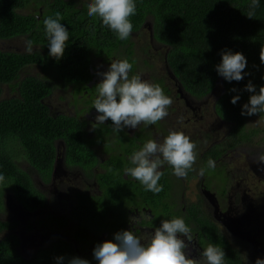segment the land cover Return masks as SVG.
Returning a JSON list of instances; mask_svg holds the SVG:
<instances>
[{
	"label": "trees",
	"instance_id": "trees-1",
	"mask_svg": "<svg viewBox=\"0 0 264 264\" xmlns=\"http://www.w3.org/2000/svg\"><path fill=\"white\" fill-rule=\"evenodd\" d=\"M88 4L84 0H0V40L24 36L37 48L31 54L0 50V173L5 177L0 183V212L4 210L7 195L26 210L47 206V198L34 184L33 177L50 179L57 157L56 144L61 142L63 164L84 178L93 179L97 186L96 193L76 195L70 217L75 222L73 239L77 244H86L93 231L114 237L127 229L129 209L146 205L155 216L156 227L176 217L183 218L188 226L194 221L200 247L205 249L212 244L222 248L224 264H246L240 250L198 208L190 205L187 217L179 208L174 209L176 204L169 199L170 190L174 184L180 186L181 179L194 177L193 173L177 177L165 163L158 182L163 190L158 194L148 191L125 173L126 168L133 166L130 157L143 147L147 137L140 134L132 137L123 131L117 134L110 120L91 126L95 134L92 137L82 117L84 111L54 114L44 100L56 88L71 87L77 102L86 93L90 98L84 105H92L99 84L94 73L95 60L127 59L133 65L129 75H135L140 70L138 64L146 62L142 58L151 46L150 41L154 42L165 48L161 62L189 96L201 99L216 85L220 87L213 110L218 119L229 125V131L223 143L225 149L217 146L206 153L204 166L208 167L209 159L217 160L226 149L253 144L259 131H247L245 122L253 117L264 119V111L241 115L242 106L252 95L245 86L251 82L257 93L264 86V63L260 59L264 57V0H259L251 18L248 17L251 0H135L136 14L129 18L133 28L127 40H120L98 16L89 17ZM57 12L62 16L60 23L69 32L59 60L49 56L43 23ZM147 21H150L149 45L138 49L133 37ZM228 50L242 53L247 60L242 73L244 79L240 81H226L216 71L222 53ZM29 66L39 67L42 76L20 79V72ZM153 81L168 94L163 80ZM4 85L16 90L17 95L2 99ZM233 96L240 97L236 104L230 102ZM160 125L158 121L146 127L160 128ZM99 146L103 150L102 158L97 155ZM20 161L28 165L27 170ZM203 176L208 186L224 182V175L213 174L212 169H207ZM51 221L59 222V226L66 222L62 218ZM3 224L0 226L12 227L9 221ZM261 240L264 246V236ZM61 244L25 260L17 252V237L8 234L0 239V264H67L72 248L64 242ZM57 257L63 260L57 261Z\"/></svg>",
	"mask_w": 264,
	"mask_h": 264
},
{
	"label": "clouds",
	"instance_id": "clouds-1",
	"mask_svg": "<svg viewBox=\"0 0 264 264\" xmlns=\"http://www.w3.org/2000/svg\"><path fill=\"white\" fill-rule=\"evenodd\" d=\"M249 7L248 17L251 18L254 9L259 7V0H251ZM87 14L89 17L98 16L120 40H127L133 28L129 18L136 14V4L135 0H92L88 4ZM61 20L62 16L57 12L54 18L49 16L43 22L49 56L56 60L63 57L69 40V32L60 23ZM32 51L33 42L27 40L25 52L31 54ZM260 59L264 63V57ZM246 65L247 60L242 53L228 50L222 53L216 71L226 81H240L244 79L242 73ZM132 67L127 59L116 60L106 72L99 73L103 79L98 84V95L94 99L93 108L98 113L95 123L104 124L110 120L117 134L125 127L135 129L141 123L146 126L156 124L168 115V108L173 103L159 84L144 80L140 74L130 76ZM245 90L252 95L242 106L241 115L252 116L264 111V86L257 93L255 86L249 82ZM239 99V96H233L230 102L236 104ZM196 147L184 132L170 130L162 143L148 140L136 151L130 157L133 166L126 168L125 173L139 181L146 190L158 194L163 190L158 183L163 176L160 171L163 165H170L175 176L186 177L189 171L194 170ZM253 162L264 163V155L256 157ZM208 167L214 168L215 161L209 159ZM198 174L203 176L204 169L201 168ZM4 180V175L0 173V183ZM181 236L190 241L191 229L183 218L176 217L162 221L147 243H142L133 231H121L114 234L115 242L106 240L97 244L93 256L98 264H201L200 260L191 258L187 253L188 244ZM203 257L205 264H224L225 252L209 244L203 250ZM56 259L62 261L63 257ZM68 264H89V261L72 257ZM255 264H264V259L257 258Z\"/></svg>",
	"mask_w": 264,
	"mask_h": 264
},
{
	"label": "rangeland",
	"instance_id": "rangeland-1",
	"mask_svg": "<svg viewBox=\"0 0 264 264\" xmlns=\"http://www.w3.org/2000/svg\"><path fill=\"white\" fill-rule=\"evenodd\" d=\"M84 2L91 3L92 0H84ZM27 12L29 13L31 11L28 10ZM149 30L150 21H147L143 29L134 35L133 39L136 48L140 49L143 46H147V44L149 45V38H147ZM26 41L24 36L0 40V50L4 52L26 53ZM150 45L147 49V54H143L142 58L146 62L138 64L140 70L137 74H140L144 80L151 83H154V78L164 80V85L171 90L166 96L170 97L173 103L168 108V115L159 121L160 124L168 129V134L170 130H176L184 132L187 136L195 134L198 138L201 134L209 131L212 133L211 140L213 142L219 141L224 134L226 135L228 133L227 131L229 129L228 125L221 122L213 112L215 97L219 93V85H216L213 93L205 98L202 104L198 105L192 102L187 98L176 79L174 80V77L167 67L161 62L165 48L151 41ZM36 49L33 48V51ZM116 60L111 59L109 62L100 59L95 60L96 70L94 73L99 83L103 79L99 73L106 72L110 64ZM40 71L37 66L26 67L20 72V79L27 76H42ZM16 95V90L12 91L7 85L2 86V99ZM97 95L98 93L93 99ZM89 98L90 96L84 93V95L78 97L79 101L77 102L71 87L66 89L56 88L44 100V103L54 114L73 115L76 112L84 111L82 117H84L87 123L88 127L86 129L91 133L90 136L93 137L95 134H93L92 127L93 125H97L95 123V116L98 113L93 108L94 103L92 105H84V102ZM245 128L247 131L252 129L259 131L254 137L253 144H245L242 148L230 152L224 159V163L230 169V184L226 195L227 203L231 208H236V210L232 211L233 214L239 216L245 214L249 218L242 227L231 216L224 217L223 215L221 217L219 213L217 216L214 201L208 204L213 209L212 216L214 221L217 223L227 222V226H223L226 229L225 232L229 236L230 241L233 244L234 242H239L242 247L246 246L248 248L244 257L246 263L250 264L253 263V258L257 257V251L248 245L250 239L248 226H251V233L254 238L259 239L261 236H264V170H262L264 169V163L253 162L256 157L264 155V119L258 117L249 118L245 122ZM124 129L130 132L133 130L127 127ZM158 143H161V141L159 140ZM56 148L57 157L50 179L43 181L39 175L33 177L34 184L47 198V206L43 209L35 210L32 213H25L16 208V201H14L12 196L7 195L5 200L8 202V206L4 205V210L0 212V220H2L0 223L2 225H4L3 223H7L8 220H22L19 223V228H16V226L9 227L8 225L4 227L0 226V239L8 234L17 235L20 241L19 250L24 252V254H28L29 250L27 248L32 250L34 244L37 247H47L59 240L71 241L73 231L70 228H59L56 222L50 221V219L45 217L50 215L53 216V219L66 217L71 209L72 203H74L76 193L85 192L93 194V192H97V186L93 179H86L77 170L68 168L63 164V146L61 142H57ZM96 151L99 158L104 157L101 146L96 147ZM20 163L27 170L28 165L23 161H20ZM194 183H196L195 179L189 184L187 181L184 182V187L180 190V193L183 194L179 196V200L183 203L196 201L197 192ZM32 219L36 223L32 222ZM69 223L71 224L72 222ZM180 238L184 239L186 244L194 245L192 240L187 241L183 236ZM43 241L45 242L42 245H38ZM187 253L191 258H196L203 264V257H199L197 253L191 255L189 250ZM253 253H255V257H253Z\"/></svg>",
	"mask_w": 264,
	"mask_h": 264
},
{
	"label": "flooded vegetation",
	"instance_id": "flooded-vegetation-1",
	"mask_svg": "<svg viewBox=\"0 0 264 264\" xmlns=\"http://www.w3.org/2000/svg\"><path fill=\"white\" fill-rule=\"evenodd\" d=\"M174 80H175V78H174ZM163 83H164V80H163ZM164 86L169 91H171L166 85H164ZM169 93L170 92H168V94ZM212 93H213V91L210 94H212ZM185 94L189 100H191L194 103H197L198 105L202 104V102L205 100V98H207L210 95V94H208L207 96H205L204 98H201V99H195V98L189 96L187 93H185ZM217 96L215 98H217ZM221 122L227 124L224 121H221ZM167 131H168V129H166L165 126H163L162 124L160 125V128H158L155 126L146 127V125H144L143 123H141L137 128L133 129L132 132L128 131L127 129H123V132L129 134L132 137H136L137 135L140 134L142 136L147 137L148 140H155L157 142H159V140H160L161 143L163 142L164 138L168 135ZM228 131H229V129H228ZM226 136H227V133H226V135L224 134L222 136V138L216 142H213L211 140L212 139V133L209 131L205 132L204 134H201V136H199L198 138L196 137L195 134L188 136L191 139V141H193L197 146L195 149V151L197 153V159H196V163L193 165L194 170L189 171L190 173L194 174V177L189 176L185 179H181L182 181H181L180 186L177 184H174V187L170 190L169 199L172 200V202H174L176 204V206H173L174 209L178 210V208H179V211L181 212V214L184 217L188 216L185 214H187V209L190 207V205H194V207L198 208V211H200L203 216L206 215L210 221L214 222L218 226L219 230L221 231V234L223 236H225V238L228 241H230L229 236L225 232L226 229L224 227V226H227V222L225 221V222L217 223L216 221H214L213 216H212V210L213 209L210 207V205L208 203L213 202V201L215 202V205H216L215 211L217 213V216H218V213L220 214L221 217H223V215H224V217L231 216V217L235 218V222L239 223L242 227L247 222L249 216H246L245 214H241V216H239L237 214H233L232 211L236 210V208H231V206H229L227 203V196L226 195L228 193V188H229V184H230V178H229L230 169H229V166L224 163V159L227 157V155L230 152H232L236 149H234V148L233 149H226V151H224L220 155V158L215 160L216 164H215L214 168H209L207 166H204V163L207 160L206 153L208 151H210L211 149H213L214 147H217V146H222V148L225 149V144H223V143L225 141ZM146 140H145V142H147ZM138 150H136V151H138ZM164 165L160 169V171H163L165 169ZM202 165L204 167V174L206 173L207 169H212L213 174L221 173L222 176L224 175V182L221 184L214 182L213 183L214 187L212 185L208 186L206 184V180L204 179V176H200L198 174L199 170L202 168ZM194 179L196 180V183H194L195 188H196V192H197L196 201L189 202V203H183L182 201L179 200L180 199L179 196L183 194V193L182 194L180 193V190L182 189V187H184L185 181H187L189 184L191 181H194ZM76 195H77V193L75 194L74 203H72L71 209L69 210L68 215L66 217L62 218L66 221L64 226H59V222H57V224H56L57 227L64 228V229L70 228L74 232L75 222L70 217V213H71L72 208L75 206ZM15 206H16V208L22 210L25 213H32L35 210H39V209L26 210L18 203ZM45 218H48L51 221L53 219V216L50 215V216H46ZM55 219H58V218H55ZM55 219H54V221H55ZM218 219L220 220L219 217H218ZM126 220H127V226H126L127 229L123 230V231H133V233L135 235H137L138 237L141 238L142 243H147L148 240L154 234L155 229L157 228L156 224L154 222L155 216L152 214L151 209L146 205L145 206L144 205L138 206L136 209H134V208L129 209L128 213L126 214ZM0 221H2V220H0ZM8 221L12 224L11 226H16V228H19L20 227L19 223H21L22 220L19 219L18 221H16V220H8ZM32 222L36 223L33 219H32ZM69 222H72V223L70 224ZM194 225H195V222L190 221L189 228L191 229V240L194 242V245L193 244L188 245V248L186 249V251L189 250L191 252V255H194L195 253H197V255L199 257H203L204 248L200 247V245H199V238H198L197 233L194 229ZM250 227L251 226H248V228H249L248 231L250 234V239L248 241V245L250 248L257 251V257H255L256 255H255V253H253V257H255V258H253V263H250V264H255V261L257 260V258L264 259V246L262 244L263 240H261V238L263 236H261L259 239L254 238L252 233H251L252 229ZM13 235H15V234H13ZM15 236L18 239L17 252L19 253L20 257H22L25 260L34 259L38 255V253L41 252L42 250L49 249L50 247H53V246L62 245L61 243L64 242L72 248V257H79L82 259H86L89 261V264H98V261L93 256V249L95 248V246L97 244H100L106 240H112L113 242H115L113 236H108L105 232L98 233V232L93 231L90 234V236L88 238V242H86V244H77L76 241L73 239V235H72L71 241L59 240V241H57V242H55V243H53L47 247H37V245L34 244L32 250H30V248H27L29 250V253L24 254V252H21L19 250L20 241H19L18 236L17 235H15ZM45 241L41 242L38 245H42ZM231 244L240 250L239 254H241V256H243V259L245 261L244 254L247 253L248 248L245 245H244L245 247H242L239 242H234V244L231 242ZM72 257H70V259ZM203 259H204V257H203ZM245 263H246V261H245ZM203 264H205V260H204ZM246 264H248V263H246Z\"/></svg>",
	"mask_w": 264,
	"mask_h": 264
},
{
	"label": "water",
	"instance_id": "water-1",
	"mask_svg": "<svg viewBox=\"0 0 264 264\" xmlns=\"http://www.w3.org/2000/svg\"><path fill=\"white\" fill-rule=\"evenodd\" d=\"M5 206H8V202L5 200Z\"/></svg>",
	"mask_w": 264,
	"mask_h": 264
}]
</instances>
